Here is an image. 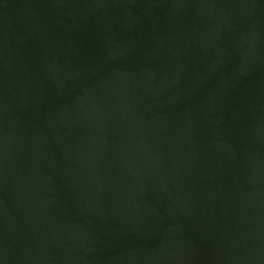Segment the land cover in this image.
I'll return each mask as SVG.
<instances>
[{
  "label": "water",
  "instance_id": "water-1",
  "mask_svg": "<svg viewBox=\"0 0 264 264\" xmlns=\"http://www.w3.org/2000/svg\"><path fill=\"white\" fill-rule=\"evenodd\" d=\"M0 264H264V0H0Z\"/></svg>",
  "mask_w": 264,
  "mask_h": 264
}]
</instances>
